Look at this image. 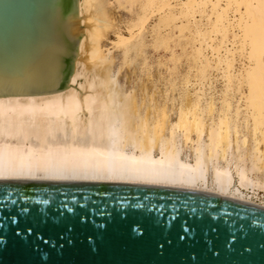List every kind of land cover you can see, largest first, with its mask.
Here are the masks:
<instances>
[{"label": "bare ground", "instance_id": "bare-ground-1", "mask_svg": "<svg viewBox=\"0 0 264 264\" xmlns=\"http://www.w3.org/2000/svg\"><path fill=\"white\" fill-rule=\"evenodd\" d=\"M116 2L135 15L126 32L113 3L78 0L81 39L64 91L0 97V180L168 186L264 208V0ZM183 39L188 70L171 68L158 97L119 81L137 60L152 76L149 45L179 62Z\"/></svg>", "mask_w": 264, "mask_h": 264}, {"label": "water", "instance_id": "water-1", "mask_svg": "<svg viewBox=\"0 0 264 264\" xmlns=\"http://www.w3.org/2000/svg\"><path fill=\"white\" fill-rule=\"evenodd\" d=\"M78 0H0V97L70 83ZM0 264H264V208L217 193L0 180Z\"/></svg>", "mask_w": 264, "mask_h": 264}, {"label": "rangeland", "instance_id": "rangeland-1", "mask_svg": "<svg viewBox=\"0 0 264 264\" xmlns=\"http://www.w3.org/2000/svg\"><path fill=\"white\" fill-rule=\"evenodd\" d=\"M107 2L109 4L113 3V4L109 5V7L113 11L112 13H113V17L115 19L117 27H119L121 30L126 32L129 22L132 19H134L135 15L133 16V13H131L127 9L125 10L124 8H120V7L118 8L117 7L118 3L116 2V0H107ZM116 4H117V6H116ZM152 22H153V24H152ZM152 22H151V24L149 26V30L152 29V27L156 24L157 17L155 19L153 18ZM150 33H152V35ZM177 33L179 34L178 31H177ZM153 34L154 33L152 32V30L149 31L148 34H147V37H148L147 41L149 42V44L152 41ZM149 37H151V38H149ZM114 39H115V33L111 32L109 34L107 40L105 41V44L107 45V47H112V40H114ZM172 46L174 48V45H172ZM147 49H148V52H147L148 59L150 58L148 61L150 62L151 66H154V67H152V76H150V77L148 76L147 77L146 74L144 75L142 72L140 73L141 69L139 68L140 67L139 63L142 62V60H141L142 58L139 57L140 59L139 58L138 59L141 60V61L139 62L137 60L139 63L136 61L135 64H134V66L136 65L135 67L132 66L133 64L130 67L129 66H123L122 67L123 69H121L120 73L118 74V78H119V81L121 83L125 84V87H126L127 90H131V89H133L135 87L136 93L139 96L144 95L145 93H148V94L151 95L158 88L157 89L158 92H159V93H157V97H158L159 94H161L160 92L164 91V89H165L164 82L167 79L171 78V76H170L171 68H173L174 66H177L178 70L176 71V76L186 73V71L188 70V63H187V58L184 56V54L185 53H190L193 50V48H192L191 44L187 43L186 39H183L182 42L180 43V45L175 49L177 56L181 57V60L179 62H177V63L172 61V57H173L172 50H166L163 47H161L159 49H155L151 45H149V47H147ZM114 56H115V65L116 66L119 65L118 67H121L122 66V62H123V59H122L123 53H122V51L121 50H116L115 53H114ZM133 56H135V53L133 54ZM210 56H211V54H210ZM116 62H117V64H116ZM237 65L239 66L240 62H238ZM116 66H115V68H116ZM118 67H117V69H118ZM167 67H168V69H166ZM128 68H130V69H128ZM135 68H136V70H135ZM166 70H167V72H166ZM178 71H179V73H178ZM211 73H213V71ZM139 75H140V78H139ZM142 75H144V76H142ZM140 79H142V80H140ZM155 81H157L159 83L157 84ZM215 85H217V90H220L222 88L221 81L215 82ZM157 90H156V92H157Z\"/></svg>", "mask_w": 264, "mask_h": 264}]
</instances>
